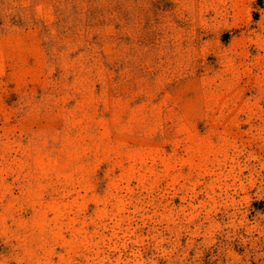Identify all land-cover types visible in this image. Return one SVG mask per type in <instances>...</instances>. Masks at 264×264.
<instances>
[{"label":"rangeland","instance_id":"obj_1","mask_svg":"<svg viewBox=\"0 0 264 264\" xmlns=\"http://www.w3.org/2000/svg\"><path fill=\"white\" fill-rule=\"evenodd\" d=\"M0 264H264V0H0Z\"/></svg>","mask_w":264,"mask_h":264}]
</instances>
